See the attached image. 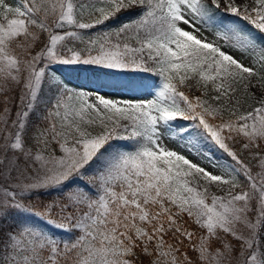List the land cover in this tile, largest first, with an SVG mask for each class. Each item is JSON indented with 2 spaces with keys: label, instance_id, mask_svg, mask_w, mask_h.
<instances>
[{
  "label": "snow or ice",
  "instance_id": "snow-or-ice-1",
  "mask_svg": "<svg viewBox=\"0 0 264 264\" xmlns=\"http://www.w3.org/2000/svg\"><path fill=\"white\" fill-rule=\"evenodd\" d=\"M0 97V264H264V0H0Z\"/></svg>",
  "mask_w": 264,
  "mask_h": 264
},
{
  "label": "trees",
  "instance_id": "trees-1",
  "mask_svg": "<svg viewBox=\"0 0 264 264\" xmlns=\"http://www.w3.org/2000/svg\"><path fill=\"white\" fill-rule=\"evenodd\" d=\"M138 9H131L126 12H121L118 14V17L112 21H109L104 26H100L99 29H93L90 30L92 32H95L97 30H106L108 27H118L120 24L128 22L129 20L133 19L138 12ZM61 72L64 74V77L66 79L72 80L75 84H78L79 86L71 84L73 87H88V86H94L97 88L107 87V88H118L122 89L124 87H121L123 83H126L125 77L126 76H135L136 73H122L118 71H112L109 72V70L96 68L94 66H61ZM126 89V88H125ZM128 90V89H127ZM130 93L133 94L130 90H128ZM199 94V93H197ZM31 125L34 127L37 124H39L38 119V113L33 115L31 118ZM126 143V142H121ZM214 156L219 158H227L225 154H223L220 151L213 150ZM58 193L52 192L50 194H42L38 195L34 198V203L40 204L48 202L49 200L53 199ZM54 231H58L53 229Z\"/></svg>",
  "mask_w": 264,
  "mask_h": 264
},
{
  "label": "rangeland",
  "instance_id": "rangeland-1",
  "mask_svg": "<svg viewBox=\"0 0 264 264\" xmlns=\"http://www.w3.org/2000/svg\"><path fill=\"white\" fill-rule=\"evenodd\" d=\"M10 3H13L14 0H9ZM59 73L60 75L62 76V78L66 81V82H70L71 84L73 85H76V86H79L78 84H75L72 80L70 79H66L64 77V74H62L61 72V66L59 67ZM80 88H83L85 90H99L102 94H107V96H109L110 98H120V97H123V98H130L132 95H134V93H130L127 89L125 88H114V87H111V88H107V87H102L101 89L100 88H97V87H94V86H88V87H80ZM18 96H19V92L18 91H11L8 93V106L11 108V110L13 112H15L17 110V107H18V104H19V101H18ZM4 100H5V97H0V107H3V104H4ZM168 143V142H166ZM168 146L178 152H181L183 151L180 146L174 142L172 143H168ZM185 155H188V153H184ZM216 157V156H215ZM190 159H193V162H197L196 160V157L194 156H189ZM229 159H226L224 157H222V161H227ZM213 191H215V189H213Z\"/></svg>",
  "mask_w": 264,
  "mask_h": 264
}]
</instances>
